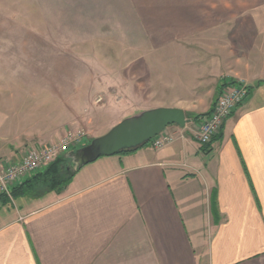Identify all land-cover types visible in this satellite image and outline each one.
Masks as SVG:
<instances>
[{"label":"crops","instance_id":"obj_1","mask_svg":"<svg viewBox=\"0 0 264 264\" xmlns=\"http://www.w3.org/2000/svg\"><path fill=\"white\" fill-rule=\"evenodd\" d=\"M0 10L29 20L24 35L33 41L100 37L113 48L84 53L132 55L118 64L111 54H84L87 67L148 73L159 67L149 53L175 52L177 67L190 68V76L177 77V98L167 97L164 85L152 89L155 103L145 109L205 113L223 84L252 87L208 149L186 131L160 148L147 143L102 156L84 165L61 193L25 196L19 190L13 210L0 206V264H264V0H0ZM58 78L51 83H64ZM208 79L211 99L199 112L193 101ZM4 109V117L15 112ZM53 124L44 110L16 123L0 120V132H24L12 144L20 152L11 154L8 146L0 163L55 141Z\"/></svg>","mask_w":264,"mask_h":264},{"label":"rangeland","instance_id":"obj_2","mask_svg":"<svg viewBox=\"0 0 264 264\" xmlns=\"http://www.w3.org/2000/svg\"><path fill=\"white\" fill-rule=\"evenodd\" d=\"M9 15L0 10V110L4 107L6 110L9 105L15 112L8 113L6 117L0 114V120L6 118L9 123H16L29 112L36 114L44 110L48 119L53 115L55 134H58V138L49 144L57 145L69 135L76 138L75 144L81 138L85 142L90 141L108 132L125 117L145 110L143 105L154 104L155 101L149 98L152 89H161L164 85V94L177 98V77L190 76V68L177 67V55L172 51L149 53L151 63H157L159 67L147 69L148 73L140 67L83 66L84 49L106 46L100 37H96L99 42L89 36H44L40 40L35 37L38 41H33L31 36L24 35L29 32V20H15ZM106 47L113 48L112 45ZM110 54L117 60L113 63L118 64H125L132 58L126 52L93 50L87 52L89 56L86 58L103 59ZM45 62L46 67H42ZM61 74L65 76L61 79L56 77ZM56 78L64 83H51ZM200 87L199 96L202 97L193 101L199 112L210 102L208 95L214 85L208 83ZM40 97L42 101L38 103ZM45 99H48L47 107L40 108L39 104ZM51 100L52 105L49 106ZM187 125L186 131L194 134L200 124L188 120ZM23 134L21 131L0 132V152L6 151L8 146L11 154L20 152L12 144L15 137ZM31 148L22 149V154ZM13 197L12 193L9 200H0L3 201L0 206L6 212L14 209Z\"/></svg>","mask_w":264,"mask_h":264},{"label":"built area","instance_id":"obj_3","mask_svg":"<svg viewBox=\"0 0 264 264\" xmlns=\"http://www.w3.org/2000/svg\"><path fill=\"white\" fill-rule=\"evenodd\" d=\"M249 86L240 81H233L224 86L211 115L204 120L194 136L205 145L211 142L218 134L224 122L235 112L239 105L244 103L249 96ZM187 126L170 130L169 127L153 138L152 145L160 148L175 141L177 136H184ZM83 138L75 144L76 138L69 135L61 140L59 144H42L33 147L21 155L19 159L12 160L6 164L0 163V194L12 198L13 188L29 176L41 171L52 163L56 158L71 150L73 146L80 145Z\"/></svg>","mask_w":264,"mask_h":264},{"label":"water","instance_id":"obj_4","mask_svg":"<svg viewBox=\"0 0 264 264\" xmlns=\"http://www.w3.org/2000/svg\"><path fill=\"white\" fill-rule=\"evenodd\" d=\"M188 119L182 108L161 106L125 117L108 132L68 153L74 169H81L102 156H112L149 143L167 127H186Z\"/></svg>","mask_w":264,"mask_h":264},{"label":"trees","instance_id":"obj_5","mask_svg":"<svg viewBox=\"0 0 264 264\" xmlns=\"http://www.w3.org/2000/svg\"><path fill=\"white\" fill-rule=\"evenodd\" d=\"M230 83H233V81L229 82L228 84H223L221 86L220 93L223 87L229 85ZM248 89H249V95H250L252 87H249ZM220 93L217 95L211 109H209L207 112L205 113H186V117H188V120H192L199 124H201L204 120H206L211 115L214 105ZM223 128H224V124L221 127L220 132L213 137L211 142L203 145V147L208 149L214 141L220 139ZM90 141L84 142L77 146H73L69 152L74 151L86 145ZM151 143L152 141L149 142V144ZM135 149H132V150H135ZM132 150H128V151H132ZM69 152L59 155L53 163H51L50 165L42 169L39 173H36L34 176L29 177L22 185L15 186L12 191L13 196L17 195L18 192L20 191L25 196L26 195L27 196L28 195L29 196H40L44 193L51 192V191L61 193L64 190V188L71 182L75 174L80 170V169H74L72 167V160L71 158L68 157ZM124 152H127V151H124Z\"/></svg>","mask_w":264,"mask_h":264}]
</instances>
